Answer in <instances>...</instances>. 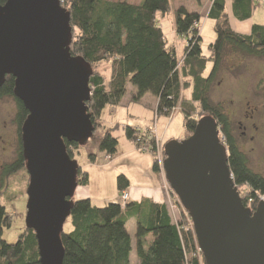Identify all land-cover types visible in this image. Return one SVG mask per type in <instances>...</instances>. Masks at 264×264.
<instances>
[{
    "label": "trees",
    "instance_id": "trees-1",
    "mask_svg": "<svg viewBox=\"0 0 264 264\" xmlns=\"http://www.w3.org/2000/svg\"><path fill=\"white\" fill-rule=\"evenodd\" d=\"M7 1L0 0V4ZM226 2H212L208 18L215 20L217 37L208 47V56L202 49L201 16L185 7L173 13L171 0H142L139 4L61 0V5L71 18V54L83 57L92 67V96L88 107L94 134L104 130L99 142L100 151L110 160L118 153L119 139L112 133L115 127L105 129L103 112L107 107L120 106L129 88L136 91L134 102L146 94L156 97L159 116L169 117L180 107L188 137L194 133L201 118L211 116L218 125L220 138H224L235 186L244 204L255 211L261 197H264V175L252 170L247 153L233 134L230 115L224 106L214 104L210 95L220 79L222 65L230 55L264 59V25H254L249 35L236 32L229 22ZM256 7L254 0H233V13L240 21L250 19ZM171 14L174 15L178 37L187 42L182 64H179L176 46L169 43L160 27V19ZM104 65L110 67L108 78L99 71V67ZM209 65H212L211 70L207 72ZM14 89L15 79L7 76L0 88V99L10 98L17 105L18 153L15 161L4 168L3 182L26 171L21 136L29 112L15 96ZM184 90L192 91L191 98H183ZM124 132L126 139L139 151L152 149L155 157V140L143 130L127 125ZM65 143L71 157L81 146L68 141ZM90 160L95 162L96 156L90 155ZM153 171L160 172L156 159ZM88 185L89 174L79 169L78 186ZM129 186L127 177L120 175L119 192L124 194ZM179 205L183 208L181 203ZM183 212L189 216L184 208ZM70 220L72 230L62 236L64 264H131L133 237L128 230L131 221H135L138 264H201L199 258H203L190 216L189 227L192 229H186V219L179 224L174 223L167 206L149 198L140 202L129 199L124 209L119 201L98 207L90 198H82L75 201ZM10 225L11 215L0 203V264H40L35 232L26 227L17 242L9 243L3 234Z\"/></svg>",
    "mask_w": 264,
    "mask_h": 264
},
{
    "label": "water",
    "instance_id": "water-1",
    "mask_svg": "<svg viewBox=\"0 0 264 264\" xmlns=\"http://www.w3.org/2000/svg\"><path fill=\"white\" fill-rule=\"evenodd\" d=\"M70 14L61 0L0 4V88L15 79V96L29 115L22 127L29 174L25 224L35 232L40 264H64L62 236L71 217L79 165L65 141L85 144L95 132L88 102L91 65L70 51ZM163 170L188 212L205 264H264V199L243 202L216 121L164 146Z\"/></svg>",
    "mask_w": 264,
    "mask_h": 264
},
{
    "label": "rangeland",
    "instance_id": "rangeland-1",
    "mask_svg": "<svg viewBox=\"0 0 264 264\" xmlns=\"http://www.w3.org/2000/svg\"><path fill=\"white\" fill-rule=\"evenodd\" d=\"M109 1H127L131 4L142 2V0ZM188 1L183 0V4H187ZM202 16L203 19L200 21L199 29L203 35V54L208 56L210 54L208 47L212 42H215L217 37L215 20L208 17L205 18L204 15ZM171 17V15L166 17L167 23L165 25L168 35L171 32V28H169ZM253 23L264 25V0L256 7ZM250 24L251 22L236 27L240 30H247ZM169 39L175 46L179 43L178 41L182 40V43L178 44V49L180 53L183 52V48L185 50L187 42L184 39L178 40L174 35H169ZM179 60V64H182L183 56L181 54L179 55ZM211 66L209 65L207 72L211 70ZM108 67L109 65L99 67V71L102 74L104 73L107 78L110 75V67ZM134 91L131 88L128 89L127 95L124 97L125 99L122 100L124 104L130 101V97ZM191 95V90H184L182 94L183 98H191ZM210 97L214 104L224 106V109L230 115L233 134L237 137L242 149L247 153L252 170L264 175V59H255L243 55H230L228 60L222 65L220 79L216 81ZM132 101L134 102L133 99ZM249 107L255 110L253 114L254 118L251 120H247L246 118L247 112L249 113L250 111ZM107 108L103 112V115H108L110 107ZM134 111L140 117L136 116L133 122L135 120L137 125L140 124L138 125L139 128H148L146 127L149 124L147 112L141 106H136ZM16 114L17 105L15 101L10 98L0 99V203L11 215L10 228L5 229L3 234L4 240L9 243L17 242L20 235L25 231L28 200L27 189L29 185L27 170L10 176L6 182L1 180L4 168L15 161L18 153ZM158 117L160 116L156 114L154 119L150 120L152 128L156 130V134L153 131L156 144L155 157L153 156L154 154L152 155L153 150H148V148H142L143 150L138 151L136 154L128 153L129 144H127L128 142L123 132V123L121 122L120 128L112 131L113 135L119 139L118 153L113 160H110L105 153L100 151L99 142L104 135L103 129L98 130L85 144L81 145L73 153L72 158L77 161L80 170H84L89 174V185L86 189L90 193L89 198L94 206L103 207L114 201H119L122 209H124L128 204L130 194L137 198L143 192L141 189L143 186L158 183L165 196L164 203L162 204L167 206L173 222L179 224L180 221L183 222L186 219L185 228L192 229V227H189L191 226L189 216L186 212H183V208L179 205V199L175 196L176 194L166 180L162 164L165 160V155H163L165 144L169 141L183 140L188 137L185 128V116L181 112L180 107H178L169 116L170 118H166L167 121L168 119H172V122L169 123L165 140L158 131ZM239 122H243L241 127L238 124ZM105 129L110 128L105 125ZM90 155L96 156L95 162H91ZM154 159L159 163V174L153 171ZM120 175L126 176L130 181V186L127 192L124 193L125 195H129L127 199L118 189V178ZM75 200H77V196ZM71 230L72 225L69 218L65 223L64 231L70 232ZM128 230L133 237V252L130 262L131 264H138L139 259L135 251V221L129 223ZM199 260L203 264V258L200 257Z\"/></svg>",
    "mask_w": 264,
    "mask_h": 264
},
{
    "label": "crops",
    "instance_id": "crops-1",
    "mask_svg": "<svg viewBox=\"0 0 264 264\" xmlns=\"http://www.w3.org/2000/svg\"><path fill=\"white\" fill-rule=\"evenodd\" d=\"M261 1L262 0H254V2L257 4V6ZM212 2H213V0H200V2L197 3L194 0H189L187 4H185V3L183 4V0H171V6H172L173 13L180 7H185L186 9H188L189 12H197L201 16V21H202V19H203L202 15H204L205 18L208 17L211 6H212ZM255 11H256V8H255L253 15L250 19L240 21L234 16L233 0H227V2H226V12L229 16V22L231 24V27L236 32L241 33V34L249 35V34H251L253 26L259 25V24L253 23V17L255 15ZM171 16L173 18L171 17V25H169V28H171V30H170L171 32H169V35H171V36L174 35L176 39L180 40V38L178 37L176 30H175L174 15L171 14ZM250 22H251L250 27L247 30H240L238 27H236V26H242L243 24H248ZM165 23H167L166 18L161 19L160 20V27H162V29L164 30L168 40L170 41L169 35L167 34L168 32L166 31ZM201 36L203 38L202 31H201ZM178 42L182 43V40L178 41ZM183 42H185V41H183ZM170 43L172 44L171 41H170ZM175 44H177V43H175ZM178 44L176 45L177 46L176 49H177V54L179 57L180 54L182 56L184 55V48H183V52L180 53V50L178 49ZM131 89L134 91L133 88H131ZM134 94H135V91H134L133 95ZM133 95H131L130 101H128L126 104H124L122 102V104L118 107H110V109H109L110 111H109L108 115H103V122L106 126H108L110 129L111 128L114 129V127H115V129L116 128L118 129V128H120V123L122 122L123 123V132H124L125 126H127V125H130V126L135 127V128H139L138 125H140V124L137 125L135 123V120L133 122V119L136 116H139V114H137L134 111V108L136 106H141L143 108V110L147 112L149 124H147L146 127H149L152 125V124H150V120H153L155 115L157 114L158 99L151 94H146L145 96H143L140 99V102L135 103L132 101ZM124 110H126V111H124ZM166 118H168V117L160 116V117H158V122H157L158 123V129H159L158 131L163 136L164 140H165V137H167L166 131L169 127V123L172 122V119H168V121H167ZM139 129L145 130L146 128H139ZM124 135H125V132H124ZM127 142H128L127 144H129L128 145V147H129L128 153L136 154L139 150L135 147V145L133 143H131L128 140H127ZM120 146H121V144H120ZM111 160H113V159H111ZM158 178H159V176H158ZM141 189L143 192L140 193L137 198L132 196V194L129 193L131 201L140 202L144 198H149V199H152L156 203H160V204L164 203L165 196H164V193L161 189V186H158V183L143 186ZM89 194L90 193L86 189V187L78 186L75 195L77 196V200H79L82 198H89Z\"/></svg>",
    "mask_w": 264,
    "mask_h": 264
},
{
    "label": "built area",
    "instance_id": "built-area-1",
    "mask_svg": "<svg viewBox=\"0 0 264 264\" xmlns=\"http://www.w3.org/2000/svg\"><path fill=\"white\" fill-rule=\"evenodd\" d=\"M155 128H152V127H150L149 129H147V130H144V134H146L150 139H154L155 137L153 136V131L155 132V134H156V130H154ZM155 140V139H154ZM163 162V161H162ZM163 164V163H162ZM125 195V194H124ZM123 195V196H124ZM128 194H126L125 195V197H126V199L128 198ZM264 199V197H261V199H260V201L261 200H263ZM199 251H200V249H199ZM201 252V251H200Z\"/></svg>",
    "mask_w": 264,
    "mask_h": 264
},
{
    "label": "flooded vegetation",
    "instance_id": "flooded-vegetation-1",
    "mask_svg": "<svg viewBox=\"0 0 264 264\" xmlns=\"http://www.w3.org/2000/svg\"><path fill=\"white\" fill-rule=\"evenodd\" d=\"M249 108H250V107H249ZM254 113H255V110L252 109V108H250L249 113L247 112V115H246L247 120H251V119H253V118H254V116H253ZM238 124H239V126L241 127V126L243 125V122H239ZM244 128L247 129V127H245V126H244ZM244 134H245V133H244Z\"/></svg>",
    "mask_w": 264,
    "mask_h": 264
},
{
    "label": "bare ground",
    "instance_id": "bare-ground-1",
    "mask_svg": "<svg viewBox=\"0 0 264 264\" xmlns=\"http://www.w3.org/2000/svg\"><path fill=\"white\" fill-rule=\"evenodd\" d=\"M150 127H152V125L151 126H149L148 128H146V129H149Z\"/></svg>",
    "mask_w": 264,
    "mask_h": 264
}]
</instances>
